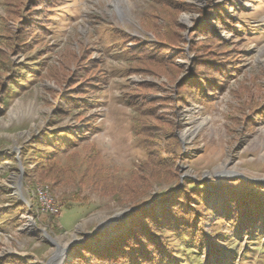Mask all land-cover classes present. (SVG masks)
<instances>
[{
    "label": "rangeland",
    "instance_id": "374dc122",
    "mask_svg": "<svg viewBox=\"0 0 264 264\" xmlns=\"http://www.w3.org/2000/svg\"><path fill=\"white\" fill-rule=\"evenodd\" d=\"M85 123L37 168L32 141ZM188 181L206 238L184 252L188 233L166 231L180 249L164 264H264V220L243 229L232 203L257 189L264 202V0H0V264H64Z\"/></svg>",
    "mask_w": 264,
    "mask_h": 264
},
{
    "label": "trees",
    "instance_id": "16d2710c",
    "mask_svg": "<svg viewBox=\"0 0 264 264\" xmlns=\"http://www.w3.org/2000/svg\"><path fill=\"white\" fill-rule=\"evenodd\" d=\"M220 15H222L221 12ZM204 32L209 33L210 30L207 29ZM144 48L145 47H141L140 50ZM25 72L31 75L37 73L36 69ZM21 79H11L10 81L11 84L16 85L18 80ZM69 99L71 105L78 106L79 103L77 101L79 99ZM3 104L4 106L6 105L5 100ZM79 126H81V130L78 133L66 128L53 132L43 131L35 141H32L28 145L30 147L28 152L30 156H32L31 159L33 162L38 164L37 168H42L41 170H43V167L47 165L46 162L54 160L56 156H61L67 150H71L70 152L75 150L79 146L77 144L81 139L79 135L85 131V129L91 132L92 128H94L92 123H85ZM32 147H34V149L31 150ZM145 163L152 165L151 170L153 172V165H155L156 162L151 163L147 161ZM170 174H172V172H170ZM56 176L57 178L53 179L52 182L58 180L61 175L58 173ZM72 180L77 181L78 179L76 180V178H73ZM87 182L92 187L93 184L99 183L97 179H87ZM190 184V181H188L187 185H185L178 194L172 195L167 205L159 209L153 207L147 209L142 208L147 203L146 200H139L132 203L130 205L132 208L128 211L124 221L112 227L111 230L115 231L113 234L95 233L91 240H87L72 247L69 259L64 262V264H85L86 259L89 260L91 258L103 264H118L122 262L125 264L173 263L177 259L176 252L180 247L168 239L166 231L174 232L175 234H180L183 231L188 233L186 235V237L189 238L188 243H192L194 246H184V248H186L184 252H192L194 248L201 251L206 236L201 227H196V220L199 221L200 219H197V210L190 205V202L194 199L200 200L198 198H201V187ZM251 191L241 194V197H233L234 200L232 201L233 206H236L237 209L242 208L244 210L242 213V221L239 224L243 229L245 228V230L249 229L254 223L259 222L260 218L264 220V202H261V198L258 199L256 197V195L263 194V191L259 189L254 192ZM75 193L71 196H74ZM71 196L68 197V195H65L62 199L64 202H68L73 198ZM30 203L31 211L33 212V210L36 209V204L31 200ZM242 203L244 208L241 206ZM225 212H230V215L233 213L232 209H227ZM49 224L52 225L54 231L55 227L52 221H50ZM96 240L99 241L95 244L92 243V241ZM100 242H103L102 245L96 247L100 245L98 244ZM215 246H217L215 243H209L208 253L210 257L208 260L210 261L211 258L213 261L221 260H219L220 257L218 255L223 254V252L216 249ZM194 257L200 258L198 255Z\"/></svg>",
    "mask_w": 264,
    "mask_h": 264
},
{
    "label": "built area",
    "instance_id": "2783aa9c",
    "mask_svg": "<svg viewBox=\"0 0 264 264\" xmlns=\"http://www.w3.org/2000/svg\"><path fill=\"white\" fill-rule=\"evenodd\" d=\"M40 194H41V197L43 198V192H40ZM46 204H53V207H56V213L59 212V207L55 202H51L49 200L43 199V205H46Z\"/></svg>",
    "mask_w": 264,
    "mask_h": 264
},
{
    "label": "bare ground",
    "instance_id": "6f19581e",
    "mask_svg": "<svg viewBox=\"0 0 264 264\" xmlns=\"http://www.w3.org/2000/svg\"><path fill=\"white\" fill-rule=\"evenodd\" d=\"M42 207H47L49 209V211H52V213H56V207H53V204H46V205H43V202L41 204ZM46 208V209H47Z\"/></svg>",
    "mask_w": 264,
    "mask_h": 264
},
{
    "label": "water",
    "instance_id": "95a60500",
    "mask_svg": "<svg viewBox=\"0 0 264 264\" xmlns=\"http://www.w3.org/2000/svg\"><path fill=\"white\" fill-rule=\"evenodd\" d=\"M170 194H171V193H167V194H166V198H168V197L170 196ZM125 211H126V210H125ZM123 212H124V211H123ZM72 246H74V245H72ZM70 247H71V245L68 246V249H69ZM68 249H67V250H68ZM65 252H67V251H64V253H65ZM53 259H54V258H53Z\"/></svg>",
    "mask_w": 264,
    "mask_h": 264
}]
</instances>
